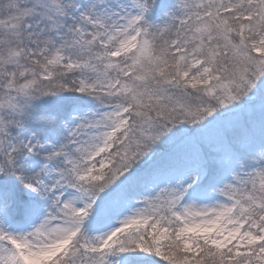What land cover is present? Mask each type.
<instances>
[{
	"label": "snow or ice",
	"instance_id": "6c2138e0",
	"mask_svg": "<svg viewBox=\"0 0 264 264\" xmlns=\"http://www.w3.org/2000/svg\"><path fill=\"white\" fill-rule=\"evenodd\" d=\"M0 264H264V0H0Z\"/></svg>",
	"mask_w": 264,
	"mask_h": 264
}]
</instances>
